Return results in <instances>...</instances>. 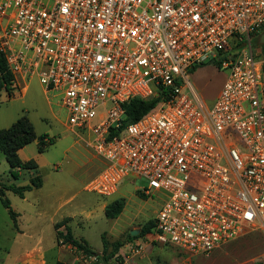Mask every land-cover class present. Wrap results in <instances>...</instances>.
I'll use <instances>...</instances> for the list:
<instances>
[{
    "label": "built area",
    "instance_id": "built-area-1",
    "mask_svg": "<svg viewBox=\"0 0 264 264\" xmlns=\"http://www.w3.org/2000/svg\"><path fill=\"white\" fill-rule=\"evenodd\" d=\"M263 33L264 0H0L10 70L55 93L103 161L85 190L147 180L143 196L167 199L146 239L191 258L264 231ZM212 62L228 77L208 104L190 74ZM158 93L124 126L127 103Z\"/></svg>",
    "mask_w": 264,
    "mask_h": 264
},
{
    "label": "rangeland",
    "instance_id": "rangeland-1",
    "mask_svg": "<svg viewBox=\"0 0 264 264\" xmlns=\"http://www.w3.org/2000/svg\"><path fill=\"white\" fill-rule=\"evenodd\" d=\"M228 72L212 62L197 67L190 74L192 82L208 104L219 96ZM21 87H26L24 91ZM197 83L199 85H197ZM27 116L38 136L48 135L57 142L45 153L38 152V141L20 152L22 161L35 160L44 185L27 192L25 198L6 191L0 194V264H83L88 255L71 246L57 244L55 225L71 219L69 225L78 240H86L89 248L102 255L103 237L109 246L123 242L109 264H264V231L246 229L238 239L214 251L209 256L190 257L169 246H159L146 237L130 239L154 221L166 203V194L154 192L142 196L148 186L145 179L130 177L116 195L104 198L85 190L87 184L102 169L103 161L71 131L65 110L54 93H47L34 75L23 80L17 76L13 97L0 93V130L8 129L22 116ZM34 171H22L20 179L11 175V167L0 152V190L3 185L26 186ZM8 199L16 214L14 221L3 200ZM122 200L125 203L117 219H108L105 208ZM64 230V228H62ZM65 231V230H64ZM96 264V263H93Z\"/></svg>",
    "mask_w": 264,
    "mask_h": 264
},
{
    "label": "trees",
    "instance_id": "trees-1",
    "mask_svg": "<svg viewBox=\"0 0 264 264\" xmlns=\"http://www.w3.org/2000/svg\"><path fill=\"white\" fill-rule=\"evenodd\" d=\"M256 47H260L259 40L255 42ZM264 54V46H261ZM16 75L10 70L5 54L0 52V93L6 91L9 98L13 97L15 90ZM164 94L158 93V96L149 99H134L127 103L125 107L126 120L124 126L136 123L147 115L151 110L157 107L164 100ZM38 141V152L40 154L45 153L50 147L54 146L57 142L56 138H51L44 134L38 136L34 125L30 119L25 115L22 116L14 125L8 129L0 130V152H2L8 164L11 167V175L15 180L20 179L22 171H34L37 173L36 176L32 177L30 184L26 186L3 185L0 190V194L4 197L5 192H12L21 198H25L27 192H32L35 189L43 187V178L39 173V165L35 160L24 162L20 158V151L27 146ZM143 196V195H142ZM4 206L8 209L11 218L16 221V214L11 207V203L8 199L3 200ZM125 203L122 200L115 201L105 208V214L108 219H117L124 210ZM71 219L65 218L61 222L55 225L57 234V244L59 246L66 245L71 246L79 252H82L88 256H99L102 259L103 264H109V262L116 257L121 247L124 246L123 242H116L113 244V249L109 252V246L103 237V254L99 255L89 248L86 240H78L73 234V230L70 227ZM155 220L146 224L140 236L132 237L130 239H136L138 237H146L147 235L154 232ZM64 228L65 231H60ZM52 264H66L57 261Z\"/></svg>",
    "mask_w": 264,
    "mask_h": 264
},
{
    "label": "water",
    "instance_id": "water-1",
    "mask_svg": "<svg viewBox=\"0 0 264 264\" xmlns=\"http://www.w3.org/2000/svg\"><path fill=\"white\" fill-rule=\"evenodd\" d=\"M260 45H261V46H264V33H263V35H262V37H261ZM131 235H132V237H136V236L138 235V232H132Z\"/></svg>",
    "mask_w": 264,
    "mask_h": 264
},
{
    "label": "crops",
    "instance_id": "crops-1",
    "mask_svg": "<svg viewBox=\"0 0 264 264\" xmlns=\"http://www.w3.org/2000/svg\"><path fill=\"white\" fill-rule=\"evenodd\" d=\"M22 79H23V78H22ZM23 80H24V79H23ZM16 82H17V77H16ZM15 85H16V83H15ZM18 85H19L20 88L23 87V86L21 87V84H19V81H18ZM197 85H199V84L197 83ZM22 89L25 91V90H26V87H23ZM46 92H47L48 94H49V93H52V92H48V91H46ZM55 96H56V94L54 93V97H55ZM20 152H21V151H20ZM67 218H69V217H67ZM63 220H64V219H63ZM57 223H58V222H57ZM57 223H56V224H57ZM70 227H71V226H70ZM60 231L63 232L64 230L61 229ZM45 264H47V263H45Z\"/></svg>",
    "mask_w": 264,
    "mask_h": 264
}]
</instances>
